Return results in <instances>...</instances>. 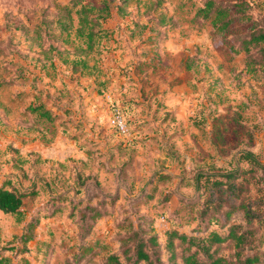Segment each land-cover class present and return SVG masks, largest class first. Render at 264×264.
Returning <instances> with one entry per match:
<instances>
[{"label":"rangeland","instance_id":"1","mask_svg":"<svg viewBox=\"0 0 264 264\" xmlns=\"http://www.w3.org/2000/svg\"><path fill=\"white\" fill-rule=\"evenodd\" d=\"M204 1L0 0V95L7 98L8 88L3 86H12V94H26L11 106L12 125L20 122L39 129L42 125L29 106L47 91L54 107L61 108L63 102L65 114L57 122L105 125L120 113L128 133L131 127L120 103H114L102 119H95L87 110L89 104L85 106L95 94L104 98L126 90L142 99L130 102L138 109L132 129L141 128L147 139L157 134L151 144L154 157L131 154L128 162L111 165L123 164L122 173L76 181L71 176L66 187L56 176L47 184L41 182L42 173L54 175L56 164L18 155L15 151L21 149L14 148L12 140V156L4 159L0 154V170L6 176L4 183L25 196V217L18 222L0 211V256L9 258L10 264L101 263L109 253L120 254L123 240L133 232L151 235L152 230L160 239L161 264H168L162 250L166 230L156 227L161 219L169 229L204 234V226L198 230L201 202L194 176L232 171L242 151L264 161V59L256 49L249 55H235L231 49L240 46L241 35L253 20L264 26V0H223L247 2L251 13L249 22L235 23L225 35L215 34L210 24L196 17ZM74 3L107 5L114 15L113 28L104 27L110 18L103 25L109 35L89 56L76 36L75 10L72 14L66 10ZM79 59H86L89 68L77 67L75 72L72 64ZM172 93L177 95L168 97ZM60 98L64 101L57 105ZM157 125L172 127L163 137L162 132L155 133ZM2 129L0 124V141L12 134L19 146L41 143L40 150L48 157L56 151L50 147L53 133L44 137L37 130ZM87 135H80L81 140ZM157 152L166 158H158ZM100 163L84 162L82 167L94 171ZM66 166L71 170V164ZM30 169H39L38 181L30 176ZM95 209L106 214L101 222L88 218ZM229 224L246 231L255 222L237 212ZM210 230L226 232L219 227ZM26 233L33 240L23 244L20 238ZM233 252L227 243L219 249L222 255Z\"/></svg>","mask_w":264,"mask_h":264},{"label":"trees","instance_id":"2","mask_svg":"<svg viewBox=\"0 0 264 264\" xmlns=\"http://www.w3.org/2000/svg\"><path fill=\"white\" fill-rule=\"evenodd\" d=\"M247 9L249 5L244 1L205 0L196 17L210 24L215 34L225 35L231 31L235 23L244 20L249 22L251 13H247ZM66 10L69 14L75 10L78 19L76 36L85 45L83 53L89 56L109 35V31L103 25L112 16L110 8L107 5L97 8L74 3L71 8L66 7ZM241 37L240 46L231 47L235 55L241 53L249 55L256 49L264 59L263 25L253 20L246 34ZM250 62L253 64L254 60L251 59ZM72 66L75 72L77 67H81L82 70L89 68L86 59L74 61ZM249 66L250 64L247 65L248 70ZM184 67L190 69L189 65L184 64ZM29 112L35 114L37 122L42 125L39 128L54 133L58 116L47 109L44 103L37 100L29 106ZM47 122L50 126L46 124ZM235 162L236 167L232 171L198 172L194 176V189L201 202L198 230L204 226V234L188 235L176 228L166 230L162 250L168 255V264H264V161H260L251 152L242 151ZM80 179H82L80 176H76V180ZM24 197L4 183L0 187V211L15 216L18 222L23 221ZM227 203L231 204L229 208ZM237 212H242L247 221H254V227L242 231L241 225L229 224L231 217ZM105 215L95 209V213L88 218L98 221L106 217ZM82 218H86L85 215ZM212 227H219L226 232L210 230ZM151 233L148 235L139 231L133 232V235L123 240L120 254L109 253L103 262L93 264H161L160 239L154 230ZM31 240L33 236L27 233L20 238L23 244ZM225 243L233 249V254L219 253V249ZM10 263L9 258L0 256V264Z\"/></svg>","mask_w":264,"mask_h":264},{"label":"crops","instance_id":"3","mask_svg":"<svg viewBox=\"0 0 264 264\" xmlns=\"http://www.w3.org/2000/svg\"><path fill=\"white\" fill-rule=\"evenodd\" d=\"M114 15H112L113 17ZM111 17V18H112ZM108 19L104 25L106 29L113 28L112 19ZM43 79V75L40 74ZM44 76L49 77L50 75L46 74ZM126 81H117L115 84L120 85V83L124 84ZM115 84H112L113 86ZM126 84V83H125ZM3 88H8V92L5 96H7L6 99H3L0 95V124L3 125L2 130L6 131H15L17 133L16 127H18L19 130H23L25 132H30L33 130H37L42 133V136L46 137L44 135L48 132L42 128L36 129L35 126H29L19 123H16V126L12 125V104L15 105V103H18L23 96L26 94H21V91L15 92L12 94V86H3ZM96 96L93 97L94 99L85 104L87 106L89 104V112H93L95 115V119H102L104 115L109 112L110 107H113L114 103H120V106H124L126 120L129 124L128 133L127 134H121L115 123V115H112V119L109 123H106L105 125H102L100 123H97L95 125H87L83 123L81 126H74L69 123H65L63 120L61 123L57 122L55 123L54 127V133H53V139L52 144L50 147L56 149L53 150V155H50V157L43 154V152L40 150L42 145L41 143H35L32 145H25V146H19V144H16V138L14 137L12 139V134H10V139L7 141H0V150H2V153H0L4 159L7 157L8 159L12 156V140L14 141V148H20L21 150H16L15 152L18 153V155H22L26 158H34L38 161H49V163L56 164L55 169L53 170V174L49 172L48 174L42 173L40 176H42V179L40 180L44 184H47V182H50L52 178H55L56 176L58 180L60 181V185L62 187H66L67 183L66 181L69 180L72 176L73 181L76 180V176H80L81 178L89 177L97 178L98 176L104 177L108 173L116 174L117 172L122 173L123 171V164L129 161V156L131 154H134L136 157H143V155H148L149 157H154L155 152H153L152 145L154 141V137L157 136V134L152 135L149 139H147V136H145V133H142L141 128L136 129L134 131L132 129V122L135 121L134 118H136V113L138 112V109H135V106H133V103L130 102H136L137 100H142L141 95L135 96V98L130 95L126 90L117 91L108 95L105 94L104 98L98 96V94H95ZM177 94H168V97L174 98ZM38 101L44 103L47 107V109L51 110L54 115L59 116L60 120L62 116V113H64L63 108V102L64 98H60V101H58L56 104L59 105L61 108L54 107V103L51 101L52 95L48 94L47 91L44 92L39 97H35ZM52 102V105L50 103ZM105 110V111H104ZM106 112V113H104ZM156 112V109L154 113ZM151 113V111H150ZM65 114V113H64ZM153 116V113L151 114ZM65 116V115H64ZM80 119L82 118L81 114L79 115ZM77 119V117H75ZM151 120V119H149ZM132 121V122H131ZM78 122V121H77ZM163 126V127H161ZM135 127V124H134ZM133 127V128H134ZM172 126L167 125H157L155 129V133L162 132V136L164 137L165 132L169 131ZM136 128V127H135ZM1 130V131H2ZM132 130V131H131ZM131 131V132H130ZM83 134H90L87 139H82L81 136ZM81 135V136H80ZM77 136V137H76ZM88 136V135H87ZM43 137V138H44ZM75 137V138H71ZM83 137V136H82ZM170 137H167V139ZM50 140V139H49ZM36 141V140H35ZM167 141V140H165ZM161 142V141H160ZM146 146V147H145ZM144 147V148H143ZM11 149V152H8V150ZM146 149V150H145ZM5 150V151H4ZM33 150V151H32ZM141 150V151H140ZM49 153V151H48ZM147 153V154H146ZM156 155L158 158H166L164 154H160V152H157ZM104 158L105 160H100L101 158ZM84 162H89V164L94 162H103L99 164V168H95V170H85L82 166L84 165ZM119 162L123 163L122 166L113 167L111 166L112 163ZM118 163V164H119ZM68 164H71V170L67 169ZM28 170V169H27ZM4 171V170H3ZM3 171L0 170V187L4 185V180L6 179V176L4 175ZM12 171H14L12 169ZM39 171V169L37 170ZM37 171L30 169V176L34 179L39 180L38 175L35 173ZM99 174V175H98ZM75 184V183H74ZM69 190V189H67ZM64 194H66V191H63ZM103 220V219H102ZM100 220V222L102 221ZM106 220V219H105ZM165 220L161 219L160 222L157 223V228H160V230H167L170 227L165 224ZM164 227V228H162ZM163 231V232H164Z\"/></svg>","mask_w":264,"mask_h":264},{"label":"built area","instance_id":"4","mask_svg":"<svg viewBox=\"0 0 264 264\" xmlns=\"http://www.w3.org/2000/svg\"><path fill=\"white\" fill-rule=\"evenodd\" d=\"M114 123L116 125V127L118 128L119 132L121 134H126L127 133V130H126V127L125 125L123 124V120L120 116V113H118L116 116H115V119H114Z\"/></svg>","mask_w":264,"mask_h":264}]
</instances>
